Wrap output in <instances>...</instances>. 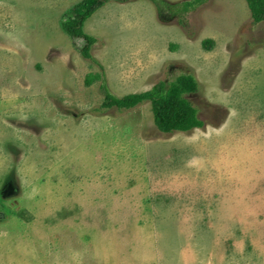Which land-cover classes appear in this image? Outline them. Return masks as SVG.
I'll return each instance as SVG.
<instances>
[{
  "label": "rangeland",
  "instance_id": "obj_1",
  "mask_svg": "<svg viewBox=\"0 0 264 264\" xmlns=\"http://www.w3.org/2000/svg\"><path fill=\"white\" fill-rule=\"evenodd\" d=\"M83 1L0 0V264H264V21L246 0L185 26L112 0L90 60L62 27ZM189 73L202 129L102 106Z\"/></svg>",
  "mask_w": 264,
  "mask_h": 264
},
{
  "label": "trees",
  "instance_id": "obj_2",
  "mask_svg": "<svg viewBox=\"0 0 264 264\" xmlns=\"http://www.w3.org/2000/svg\"><path fill=\"white\" fill-rule=\"evenodd\" d=\"M112 0H84L72 9L73 17L62 23L65 33L71 38L83 39L86 41L82 49L83 56L87 59L92 57V48L97 43V39L85 32V23L97 10L104 7ZM125 1V0H119ZM157 9L161 21L171 22L174 18L181 25H186L187 15L199 8L207 0H184L179 3H172L168 0H149ZM252 12V17L256 24L264 21V0H246ZM216 42L213 39H206L202 42L205 50L214 49ZM178 46L171 45V49ZM100 75H89L86 82L92 84L100 79ZM200 84L193 74H182L171 83L161 81L152 90L145 93L132 94L119 98L108 90H103L105 99L104 109H114L118 111L133 110L147 102L152 105L155 124L157 129L166 135L175 133H191L195 129H202L206 123L199 118V109L196 108L186 97L187 95L198 93Z\"/></svg>",
  "mask_w": 264,
  "mask_h": 264
}]
</instances>
